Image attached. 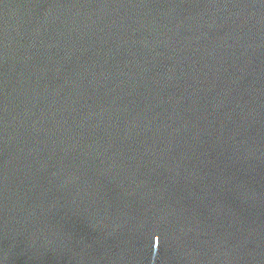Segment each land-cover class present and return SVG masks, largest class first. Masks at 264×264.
Here are the masks:
<instances>
[{
    "label": "water",
    "instance_id": "obj_1",
    "mask_svg": "<svg viewBox=\"0 0 264 264\" xmlns=\"http://www.w3.org/2000/svg\"><path fill=\"white\" fill-rule=\"evenodd\" d=\"M0 264H264V217L89 0H0Z\"/></svg>",
    "mask_w": 264,
    "mask_h": 264
}]
</instances>
